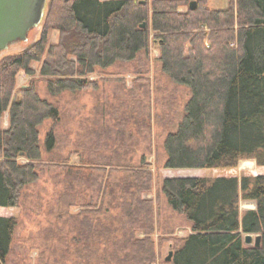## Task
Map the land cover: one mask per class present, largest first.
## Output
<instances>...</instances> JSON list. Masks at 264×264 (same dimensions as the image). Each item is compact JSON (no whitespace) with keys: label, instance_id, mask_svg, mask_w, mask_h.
<instances>
[{"label":"trees","instance_id":"trees-1","mask_svg":"<svg viewBox=\"0 0 264 264\" xmlns=\"http://www.w3.org/2000/svg\"><path fill=\"white\" fill-rule=\"evenodd\" d=\"M196 1L191 10L189 0H49L40 38L0 60V207H18L29 185L56 170L51 181L63 187L64 214L82 208L70 223L75 264L157 263L155 206L145 197L155 180L145 155L133 164L141 141L129 132V122L142 132L151 118V42L164 71L191 89L179 121L169 112L156 118L166 130L165 168L232 167L243 158L264 166V0H230L223 9ZM52 30L59 32L54 43ZM131 61L127 110L119 102L123 112L109 113L113 122L103 130L79 133L67 154L68 135L49 133L41 141L42 124L57 121L60 108L40 96L35 79L18 88L20 72L34 76L39 65L48 91L58 96L96 84L89 76L97 71ZM73 156L79 164L70 163ZM161 190L191 223L187 236L161 238L173 247V264H264V175L166 177ZM240 200L256 207L242 212ZM106 206L118 210L109 223L90 216ZM17 226V218L0 216V264L13 253ZM247 234L260 235L261 246L246 244ZM62 240L68 244L67 236ZM45 252L40 264H49Z\"/></svg>","mask_w":264,"mask_h":264},{"label":"rangeland","instance_id":"rangeland-1","mask_svg":"<svg viewBox=\"0 0 264 264\" xmlns=\"http://www.w3.org/2000/svg\"><path fill=\"white\" fill-rule=\"evenodd\" d=\"M151 1V0H150ZM190 3L193 0H189ZM210 8L223 9L228 6L230 0H206ZM49 2V0H48ZM47 2V3H48ZM145 2V1H144ZM184 6L180 10H185ZM46 14V9H45ZM45 17V15H44ZM44 20V18H43ZM42 23L34 28L25 42L16 43L0 53V60L7 55L22 52L29 45L36 42L41 35ZM59 32L52 30L50 32V42L58 40ZM159 49L155 42L150 45L149 67L151 79V94L146 102L151 109V118L148 124H143L142 132L137 126L129 122L130 131L141 141L140 147L134 154V165H139L143 155L151 164V171L154 176V187L152 191L145 194L154 202L157 230L153 238L157 251L156 264H173L172 261H166L173 247L168 240L161 241V238L167 239L171 236H187L191 233V223L186 216L173 210L167 198L161 190L162 180L166 177L181 176H200V177H243L264 175V166L258 165L253 158L240 159L232 167L211 168V169H166L164 164L167 158L164 138L166 130L156 118L161 120L167 116V112L179 121L184 113L185 105L191 97V89L186 84H178L173 78L164 71L161 62ZM134 61L117 62L113 66L102 72H95L89 76L90 81L97 82L84 87L81 90H67L58 96H53L47 88L46 81L40 77L37 64L34 68L37 73L34 76H28L25 72H20L17 77V87L25 86L30 79H35L37 89L42 98H46L59 105L60 117L57 121L47 119L41 126V141L44 143L49 133L58 138H64L68 135V147L65 153L73 150V142L79 133L86 131L103 130V127L113 122L112 115L109 113L123 110L121 103L126 102L125 110L132 102L133 80L135 75L132 73ZM146 105V103H144ZM122 107V105H121ZM100 114V115H99ZM103 115V117H101ZM8 114L2 120V127H8ZM149 125V127H148ZM43 146V154L46 152ZM48 155L45 153L44 158ZM71 164H79V157L73 156ZM57 173L56 170H48L43 173L39 182L31 184L22 193V200L18 207H0V216L15 217L18 220V226L15 232L13 242V253L7 264H40L41 253L45 252V262L49 264H75L77 254L75 248L78 245L73 240L74 231L70 226L71 221L78 215L82 208L80 206L72 207L67 214L58 204V195L63 187L56 186L51 181V177ZM53 174V175H51ZM92 195V192H86ZM88 196V195H87ZM87 198V200L90 198ZM96 199V198H95ZM91 200V198H90ZM94 201L91 200V202ZM240 211L254 209L255 202L240 200ZM118 213V210L106 206L100 214H91L94 220L98 217L109 223L111 218ZM77 226V223H75ZM53 231V234L52 232ZM57 236L54 238V233ZM59 234V235H58ZM51 236L53 239H51ZM68 238V244L63 242L62 237ZM143 237V234H139ZM61 237V238H60ZM103 248V246H101ZM69 248L70 252L64 251ZM65 257L63 256V253ZM94 258L92 262L95 260ZM87 264V263H83Z\"/></svg>","mask_w":264,"mask_h":264},{"label":"water","instance_id":"water-1","mask_svg":"<svg viewBox=\"0 0 264 264\" xmlns=\"http://www.w3.org/2000/svg\"><path fill=\"white\" fill-rule=\"evenodd\" d=\"M48 0H0V53L10 46L28 40L29 33L39 26L44 18ZM144 3V1H142ZM197 8V1L190 3V9ZM145 24L142 25L144 27ZM248 245L261 246V236L247 234ZM173 260L170 251L166 261Z\"/></svg>","mask_w":264,"mask_h":264}]
</instances>
